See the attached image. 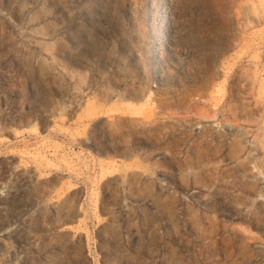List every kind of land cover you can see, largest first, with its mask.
<instances>
[{"label":"rangeland","instance_id":"rangeland-1","mask_svg":"<svg viewBox=\"0 0 264 264\" xmlns=\"http://www.w3.org/2000/svg\"><path fill=\"white\" fill-rule=\"evenodd\" d=\"M0 264H264V0H0Z\"/></svg>","mask_w":264,"mask_h":264}]
</instances>
